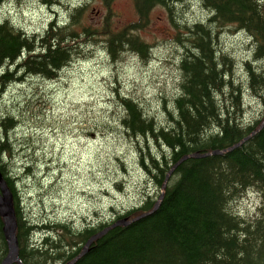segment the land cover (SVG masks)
<instances>
[{
	"label": "trees",
	"instance_id": "1",
	"mask_svg": "<svg viewBox=\"0 0 264 264\" xmlns=\"http://www.w3.org/2000/svg\"><path fill=\"white\" fill-rule=\"evenodd\" d=\"M5 1L0 0V7ZM98 1L101 23L85 22L90 4L83 1L69 7L66 17L49 20L37 35L0 17V101L13 82L25 75L52 80L73 59L89 57L93 46L112 61L132 52L148 62L152 46L140 32L156 7L165 8L182 50L180 92L170 109L163 106L168 123H158L136 99L114 90L123 110L120 128L135 146L153 192L146 190L137 206L114 213L110 221L78 229L68 221H31L19 206L17 176L8 171L12 143L7 135L17 120L9 114L0 117V171L13 194L21 261L12 264H67L91 237L119 220L151 211L160 196L153 212L111 228L73 264H264V115L247 120L243 98L246 90L264 110V0H194L205 11V18L194 23L175 18L179 0H132L136 19L120 28L113 22L115 0ZM230 27L250 41L249 57L242 63L246 85L235 78L234 61L220 43L221 33ZM153 144L160 149L154 151ZM212 151L224 152L183 160L163 187L184 156ZM248 193L258 203L252 214L243 215L234 206ZM2 226L0 218V264L8 252Z\"/></svg>",
	"mask_w": 264,
	"mask_h": 264
},
{
	"label": "rangeland",
	"instance_id": "2",
	"mask_svg": "<svg viewBox=\"0 0 264 264\" xmlns=\"http://www.w3.org/2000/svg\"><path fill=\"white\" fill-rule=\"evenodd\" d=\"M49 1L6 0L0 17L37 35L49 20L66 17L69 7L86 1L90 7L85 22L102 21L98 0ZM114 11L117 28L135 19L131 0H115ZM168 14L165 8L156 7L140 33L152 45L148 62L142 63L132 52L112 61L100 46H93L89 57L73 59L54 80L25 75L21 83L7 87L0 101V117L14 116L18 125L7 135L12 143L8 171L17 176L19 206L31 221L40 225L74 221L69 224L78 229L81 224L110 221L114 213L137 206L146 190L153 192L135 146L120 128L123 110L114 90L136 99L158 123H168L163 106L170 109L180 92L182 53L173 39ZM174 15L179 21L194 23L205 18V11L194 0H179ZM230 29L221 33L220 43L234 61L235 78L246 85L242 63L249 57L250 41L245 33ZM243 98L247 120L264 115L246 90ZM257 203L256 196L248 193L234 210L250 215Z\"/></svg>",
	"mask_w": 264,
	"mask_h": 264
},
{
	"label": "water",
	"instance_id": "3",
	"mask_svg": "<svg viewBox=\"0 0 264 264\" xmlns=\"http://www.w3.org/2000/svg\"><path fill=\"white\" fill-rule=\"evenodd\" d=\"M255 133V132H254ZM252 133V134H254ZM251 134V135H252ZM251 135L248 137L242 139L239 143L233 145V147H230L228 150H231L234 147H237L238 145L242 144L244 141H246ZM224 151H212L209 153H203V154H189L184 156L182 159H180L176 164L173 165V167L170 169L169 173L166 175L165 181L163 183V187L166 185L167 179L169 174L172 172V170L183 160L189 158V157H205V156H210L213 154H220ZM161 197L157 200L155 203V206L152 208L151 211L149 212H144L141 215L135 217L134 219L127 220L122 219L117 221L116 223L108 226L104 230L100 231L96 235L90 238V240L86 243V245L83 247L82 251L80 254H78L75 258H73L71 261H69L67 264H73L75 260H77L82 254H84L87 251L88 246L91 244L92 241L95 239L99 238L103 234H105L108 230L115 226H121L125 225L133 220H137L141 217H144L145 215L153 212L159 205ZM0 217L2 219V231L4 234V237L7 242V247H8V252L6 257L2 260L1 264H12L13 262L21 263L20 259L18 258V242H17V237H16V219H15V211H14V205H13V194L7 187L6 181L2 176V173L0 171Z\"/></svg>",
	"mask_w": 264,
	"mask_h": 264
},
{
	"label": "bare ground",
	"instance_id": "4",
	"mask_svg": "<svg viewBox=\"0 0 264 264\" xmlns=\"http://www.w3.org/2000/svg\"><path fill=\"white\" fill-rule=\"evenodd\" d=\"M263 123H264V119H263V121L261 122L260 127L263 125ZM231 147H233V146H231ZM65 202H66V201H65Z\"/></svg>",
	"mask_w": 264,
	"mask_h": 264
}]
</instances>
